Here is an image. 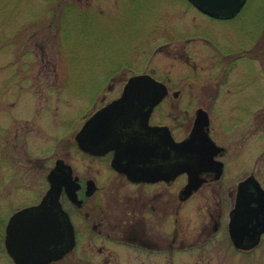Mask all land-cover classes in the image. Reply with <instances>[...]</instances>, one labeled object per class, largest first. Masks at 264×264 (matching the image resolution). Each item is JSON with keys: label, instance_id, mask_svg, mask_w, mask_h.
I'll return each mask as SVG.
<instances>
[{"label": "rangeland", "instance_id": "1", "mask_svg": "<svg viewBox=\"0 0 264 264\" xmlns=\"http://www.w3.org/2000/svg\"><path fill=\"white\" fill-rule=\"evenodd\" d=\"M237 53L232 69L220 76L226 60ZM136 73L167 84L169 97L151 121L168 124L177 136L190 130L199 106L209 109L212 130L222 140L231 141V129L217 122L242 120L247 137L238 141L235 132L234 140L237 152L243 145L246 155L236 161L251 162L244 167L261 179L264 0H247L231 19L208 18L186 0H0V171L10 158V168L27 172L22 185L29 187L35 175H46L56 156L78 161V150L67 147L68 137L73 143L84 118L118 95ZM182 117L187 121L179 125ZM234 157L229 154L228 160ZM244 167L228 172L226 183L244 177ZM117 178L114 182L129 184ZM180 184L177 180L171 188L172 219L177 217L181 232L191 235L197 233L198 219L208 218L215 194L205 190L179 204L175 191ZM6 211L0 207L1 214ZM257 256L230 254L227 259L228 264H257Z\"/></svg>", "mask_w": 264, "mask_h": 264}, {"label": "flooded vegetation", "instance_id": "2", "mask_svg": "<svg viewBox=\"0 0 264 264\" xmlns=\"http://www.w3.org/2000/svg\"><path fill=\"white\" fill-rule=\"evenodd\" d=\"M234 59L235 56L229 61L226 60L220 76L229 73ZM219 92L217 89L213 95L219 96ZM121 93L122 90L100 107L119 97ZM174 94L175 91H172V95L176 97ZM168 97L169 89L159 104ZM97 109L84 118L78 130ZM204 109L209 117L206 131L217 149L212 150V162L207 163V169L199 174L202 183L187 196L183 193L188 181L186 172L172 176L170 170L164 169L161 172L165 174L162 178L132 180L125 172L113 167L112 162L117 154L115 149H100L95 153L82 150L76 140L78 130L73 135V143L68 137L67 147L78 150L79 160L75 162V151L72 153V159L79 165L73 164V160H68L65 156L58 155L46 175H35L36 179L29 187L22 185V175H27V172L10 168L8 158L9 165L6 163L5 169L0 171V207L5 205L7 210L9 209V212L2 213L4 216L0 213V264H228L227 255L237 254L241 258L251 257L254 253H258L257 264H261L264 260V224L258 226V219L250 213L251 211L243 220L244 224L235 222V219L232 223V217L236 213L239 182L248 177L255 180L251 185L245 186L243 196L247 197L251 207L264 206V154L260 157L262 177L259 179L256 171H249L247 166L244 167L246 164L250 166L251 162L236 161L238 155H246L243 145L237 152L235 144L247 137V134H243L244 126L240 122L242 120L237 124L225 120L218 121L217 123L232 132V137L227 133L231 141L222 140L212 130L214 125L209 109ZM154 111L150 116L151 125L167 126L176 142L188 136L189 131L177 136L175 129L168 124L152 122ZM186 121L187 118L182 117L179 125ZM129 131L127 133H130ZM235 132L238 133V141L234 140ZM159 133L161 134V131ZM170 147L169 144L167 147L161 144L159 154L148 155V164L154 166L155 163L166 161L170 164L172 160H182L181 156H172ZM169 150L170 155L167 156L166 152ZM229 154L235 156L233 161L228 160ZM75 166L78 169H75ZM240 166L244 167L246 175L243 174L245 176L235 184H227V173ZM149 170L154 175L155 169L151 167ZM114 177L124 179L129 184L120 185L118 181L114 182ZM177 180L182 181L175 191L179 204L198 192L202 193V196L206 191L215 194L214 204L207 208L208 218L205 220L200 217L197 233L191 235L181 232L177 217L172 219L171 188ZM156 187L161 190L155 189ZM51 188L54 192L48 195ZM137 192L140 194H136ZM145 192L150 194L144 196ZM18 198L25 200L20 203ZM37 206L45 209L40 215L48 219L38 235L41 237L39 247L29 250L7 248V226L11 217L22 209ZM108 248L116 253L113 254L115 256L110 255Z\"/></svg>", "mask_w": 264, "mask_h": 264}, {"label": "water", "instance_id": "3", "mask_svg": "<svg viewBox=\"0 0 264 264\" xmlns=\"http://www.w3.org/2000/svg\"><path fill=\"white\" fill-rule=\"evenodd\" d=\"M198 10L214 18H231L240 11L246 0H188ZM130 85H133L130 87ZM167 87L147 73L136 74L128 78L119 98L111 101L85 122L76 138L78 145L85 150L96 152L100 149H115L117 155L112 165L119 171L134 179L153 180L164 177V169L170 170L172 176L186 172L188 182L183 193L188 195L202 182L200 172L207 169V163L212 162V150L217 147L206 131L209 119L207 113L198 108L193 127L189 135L182 141L176 142L170 135L166 126H150L149 116L154 106L165 96ZM176 94V93H175ZM102 114V115H98ZM130 130V131H129ZM130 133H127V132ZM144 131V132H143ZM161 131V134L159 133ZM93 132L92 143L89 141ZM163 139L164 141H161ZM88 140V141H87ZM163 144H169L172 156L182 157V160H172L168 164H148V154L159 152L156 150ZM93 147V148H92ZM170 150L166 155H170ZM158 159L157 156H155ZM168 159V158H166ZM125 160V163H122ZM168 164V165H167ZM155 173H150V168ZM163 170V171H162ZM161 173V174H160ZM253 178L249 177L239 183L237 195L236 213L232 217L244 224L242 218L246 217L243 190L245 186L252 184ZM53 187V185H52ZM54 190L51 188L48 195ZM46 200V199H45ZM243 207V208H242ZM258 226L264 224V207H258ZM45 210L41 206L25 208L16 212L7 226L6 244L9 249H37L41 237L42 227L48 221L40 213ZM262 228L258 231L260 232ZM56 230H54V233ZM55 239H58L55 237Z\"/></svg>", "mask_w": 264, "mask_h": 264}, {"label": "snow or ice", "instance_id": "4", "mask_svg": "<svg viewBox=\"0 0 264 264\" xmlns=\"http://www.w3.org/2000/svg\"><path fill=\"white\" fill-rule=\"evenodd\" d=\"M133 85H130V87H132ZM98 115H102V114H98Z\"/></svg>", "mask_w": 264, "mask_h": 264}]
</instances>
